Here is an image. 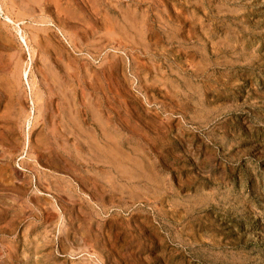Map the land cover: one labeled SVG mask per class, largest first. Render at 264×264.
Listing matches in <instances>:
<instances>
[{
    "label": "rangeland",
    "instance_id": "obj_1",
    "mask_svg": "<svg viewBox=\"0 0 264 264\" xmlns=\"http://www.w3.org/2000/svg\"><path fill=\"white\" fill-rule=\"evenodd\" d=\"M0 264H264V0H0Z\"/></svg>",
    "mask_w": 264,
    "mask_h": 264
}]
</instances>
